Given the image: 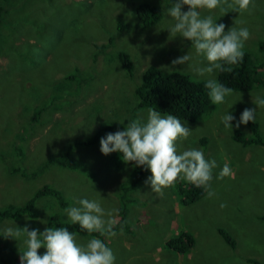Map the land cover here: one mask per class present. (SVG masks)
I'll return each instance as SVG.
<instances>
[{"label":"rangeland","instance_id":"374dc122","mask_svg":"<svg viewBox=\"0 0 264 264\" xmlns=\"http://www.w3.org/2000/svg\"><path fill=\"white\" fill-rule=\"evenodd\" d=\"M175 0H0V209L22 205L42 185H49L66 201L60 208L54 199L43 198L33 209L35 218L6 219L0 229L24 227L43 232L49 216L70 222L65 209L79 206L81 199H99L106 210L121 205V187L126 186L132 167L122 154L100 152V139L107 133L123 131V119L146 120L147 110L138 108L135 89L142 73L153 66L167 73L179 71L198 81L193 67L206 66L196 56L192 43L168 31L175 23L166 8ZM249 12L229 11L222 16L219 8L202 16L213 15L216 23L247 27L250 38L244 51L263 67L264 75V0H254ZM149 4L161 10L159 21L142 28L135 8ZM183 6L182 11H187ZM240 21L244 23L241 24ZM128 55L131 74L118 62L117 53ZM189 54L184 65L172 60ZM167 66V67H166ZM216 78V73L214 74ZM72 76V78H70ZM236 93V92H235ZM264 97V88L228 97L224 104H213L195 124L188 139L177 141L178 152L202 149L205 158L215 160L211 188L215 195L204 196L183 206L174 190L177 182L155 192L146 180L122 198L123 220L135 225L134 232L117 231L105 243L112 249L115 264H264V147H242L231 140L239 131L251 135L247 124L225 129L220 116L226 111L239 120L245 108ZM233 104V105H232ZM232 105V106H231ZM42 109L37 123L33 113ZM183 123V122H182ZM255 124L264 138V108H256ZM110 127L90 145L79 143L99 129ZM69 147L70 169L49 166L36 178H25L49 158ZM231 176L218 178L223 166ZM225 204V207H221ZM128 212V215H127ZM119 218L117 212L112 217ZM42 221L44 223H42ZM14 222V224L12 223ZM227 233L233 248L217 234ZM194 238L193 249L183 256L163 247L179 232ZM86 244L93 236H79ZM22 239L0 236V264H20ZM46 249L38 250L44 254Z\"/></svg>","mask_w":264,"mask_h":264},{"label":"clouds","instance_id":"9594fccd","mask_svg":"<svg viewBox=\"0 0 264 264\" xmlns=\"http://www.w3.org/2000/svg\"><path fill=\"white\" fill-rule=\"evenodd\" d=\"M185 5L188 10L182 11ZM254 7V0H175L166 8L167 17L175 21L168 29L169 33L174 37L179 34L190 41L196 56H202L207 61L206 66H195L193 71L200 77H206L204 86L213 104H224L228 97L236 94L233 88L221 83L214 74L231 72L234 66L243 61L245 42L250 38V32L247 27L235 26L225 31V24L216 23L217 18L213 15L202 16L201 10L211 12L219 8L223 16L230 10L244 13ZM192 59L191 55L185 54L172 60L171 65H184ZM252 102L256 108H264V97L257 96ZM256 108H245L235 125L231 122L236 117L228 111L220 116V122L229 130L250 121L255 122ZM191 134L192 130L176 116L162 115L160 111L149 108L146 120L133 119L123 131L107 133L102 137L99 141L100 152L104 155L119 152L124 162L145 167L151 173L146 183L155 192H162V189L183 179L204 188L211 198L215 195L211 181L213 169L217 167L216 161L206 159L202 149L177 150V141L188 139ZM231 175L232 169L225 164L218 178ZM78 204L65 209L72 224H78L89 234L99 233L107 237L117 234L114 231L116 221L105 219L106 216L112 217L113 213L118 212L117 209L106 210L99 199L85 198L79 200ZM0 236L23 240L20 264H115L112 249L102 239L90 238L86 244H81L77 233L66 227H45L41 232L39 229L30 230L27 224L22 228L14 224V227L0 229ZM41 248L46 249L42 255L38 253Z\"/></svg>","mask_w":264,"mask_h":264},{"label":"trees","instance_id":"16d2710c","mask_svg":"<svg viewBox=\"0 0 264 264\" xmlns=\"http://www.w3.org/2000/svg\"><path fill=\"white\" fill-rule=\"evenodd\" d=\"M6 1V0H4ZM4 11L0 7V17ZM137 19H139L142 28H147L155 24L160 20L162 13L157 7L149 4H140L135 8ZM264 45H261V48ZM118 62L126 73L131 74L133 65L129 60V57L124 52L117 53ZM255 63L251 56L245 52L243 61L233 67L231 72L216 73V79L228 87L234 89L236 93H246L255 88H264V75L263 67ZM72 78V76L70 77ZM205 81H198L191 78L188 74L179 71L163 72L156 67H147L140 78V83L135 89V94L138 99V108L149 109L154 108L160 111L162 115H174L180 119L184 124H195L203 116V113L209 106L211 99L208 95V89L205 88ZM42 109H37L33 113L32 121L37 123L41 118ZM129 122L127 119H123L122 125L127 126ZM251 135L245 137L239 131H234L231 136V140L242 147L254 146L257 148L264 147V138L260 133L258 125L250 121L247 123ZM110 127H104L99 129L92 137L81 141L80 145L92 144L102 132L108 131ZM70 148L66 147L63 152L56 156L49 158L36 170L28 173L25 178H36L40 175L44 169L49 166H57L61 169H70ZM132 167V173L128 179L126 186L121 187V205L118 208L117 221L114 227V231L117 232L123 228L124 231L128 230V227L124 223V200L122 197L133 191L136 185L148 174V171L143 166H136L134 163L128 162ZM174 190L179 198L181 205H190L201 199L204 196V189L202 187H196L193 184L186 182H177L174 186ZM49 198L54 199L60 208L66 206V201L63 196L54 190L49 185H42L37 188L33 194L20 206L7 205L0 209V223L6 219H16L19 217L35 218L36 213L33 209L37 201ZM264 222V216L260 218ZM46 227H66L70 231L76 232L77 235L93 236L100 238L105 242L107 236H101L99 233L89 234L86 230L80 229L78 224H72L70 222L61 221L55 214L49 216L46 222ZM218 236L231 248L234 246V242L231 237L221 229H217ZM194 238L186 233L179 232L177 235H173L167 239L164 247L167 250L173 251L177 254H188L193 249Z\"/></svg>","mask_w":264,"mask_h":264},{"label":"crops","instance_id":"0c3cea01","mask_svg":"<svg viewBox=\"0 0 264 264\" xmlns=\"http://www.w3.org/2000/svg\"><path fill=\"white\" fill-rule=\"evenodd\" d=\"M148 172H149V171H148ZM144 178H145V176H144ZM144 178H143V179H144ZM143 179L138 183V185H140V183L143 181ZM174 186H175V185H174ZM183 206H185V205H183ZM127 215H128V212H127ZM115 221H117V218H116ZM126 226L128 227V230H127V231H124L126 234L130 232L129 226L132 227V231L134 232L135 225L129 222L128 217H127V225H126ZM166 241H167V240H166ZM166 241H165V242H166ZM165 242H164V244H165ZM164 244H163V247H164ZM169 251H170V250H169ZM171 252H173V251H171ZM173 253H175V252H173ZM178 255L183 256L182 254H178ZM137 263H138V264H150V263H148V262L145 263L144 261H137Z\"/></svg>","mask_w":264,"mask_h":264}]
</instances>
